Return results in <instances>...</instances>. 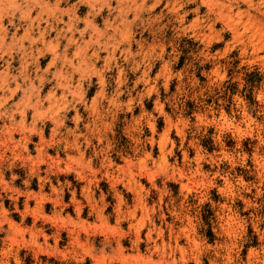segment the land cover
Segmentation results:
<instances>
[{
  "label": "clouds",
  "instance_id": "9594fccd",
  "mask_svg": "<svg viewBox=\"0 0 264 264\" xmlns=\"http://www.w3.org/2000/svg\"><path fill=\"white\" fill-rule=\"evenodd\" d=\"M65 7H61V4ZM163 3L164 9L168 14L173 15L177 21L183 25L185 18L190 14L189 11H182L186 4H195L196 0H154L149 4L148 0H75L74 3H69L68 0H0V61L8 57L4 61V66L0 68V121H7L0 128V164L6 163L11 169L16 161L22 164H27L29 167V178H36L39 181L40 187H43L45 182L51 183L49 174L58 171L61 173H74L79 180L86 179L91 176L93 179L96 174L102 169L104 175L107 176V169L111 167V161L107 155L104 156V162L100 168L93 167L91 158H86L87 149L92 144L93 134H99L102 127H107L104 121L109 116H115L116 112L121 109H126L131 112L133 109V100L129 99L124 103L119 101V97L123 95L121 86L125 84L124 68H118V75L115 80L116 88L113 95L107 94L105 73L110 68V62L115 59L113 53L116 52L122 44L129 42L132 36V26L141 19L143 14L149 16L154 13L155 9ZM85 6L86 14L81 17L78 15V9ZM200 7L206 9L201 16ZM163 11V10H162ZM106 12V16L102 19L103 27H100L96 22L97 18L101 17L102 13ZM191 12L196 13V18L184 28L185 32L192 31L195 34L201 29H207L210 35H202L198 37L204 45L205 52L202 53L207 60L220 61L228 57L231 53L236 52L240 59V63L244 65H259L264 69V0H200V4L191 9ZM34 13V15H33ZM67 17V20L64 19ZM131 17V18H129ZM110 18V19H109ZM161 14H156L155 19L159 20ZM7 21V24L4 21ZM221 23L219 30L213 32V26ZM44 27H41V25ZM83 24L80 28L78 25ZM62 25V27H59ZM23 27V34L17 35ZM12 29L9 35V30ZM55 32V36L51 33ZM86 34L88 38L85 39ZM65 41L63 47L61 42ZM27 42V47L25 43ZM223 45L222 51H216L214 54H208L207 50L212 43ZM73 49L69 54V49ZM95 48V50H91ZM91 50L90 54L89 51ZM103 51L107 56L103 60V66L97 68L94 61L99 60V53ZM163 51V49H161ZM145 54V59L147 55ZM14 54L19 56V67L13 72L12 64ZM139 53H133L130 49H125L122 53L125 62L134 59ZM50 56L46 66L41 68L39 61L41 58ZM144 60L134 64L132 71L135 72L140 68ZM30 67L33 72L30 73ZM160 76L165 79V89L168 88V80L171 75L167 66L160 72ZM179 76V73H177ZM95 77L100 90L95 91L91 100H86L87 92L91 90V80ZM212 84L219 86L220 82L224 81L226 76L222 72H214ZM88 83V88L84 87ZM143 83L145 91L138 94L137 103L143 100L145 96L157 91L155 81L149 80L148 71H144L140 78L136 80V84ZM191 85L197 83L196 80H190ZM51 85L50 89L44 93V86ZM183 87V85H181ZM180 89H177L179 92ZM59 92V95H57ZM20 93L18 99H14ZM255 100L264 105V89L257 91ZM11 102V103H10ZM237 103L240 105L243 118L237 123L229 119L223 111L220 112L219 119L209 120L205 116L196 117V129L199 131L201 125H215L218 132L223 133L225 130H234L239 134V137H251L254 128H259L256 121L244 109V100L237 98ZM83 109V114L78 110ZM31 111V119L28 121V112ZM75 112L71 116L70 122L75 125L68 127V113ZM155 111L163 116L168 124L163 134L159 139V155L154 158L150 150H145L146 145H154L157 142L149 137L146 141H141L138 137L134 138V143L138 146L134 152V158H126L124 166L118 169V172L123 174L128 183L124 186L129 192L135 194V200L132 206H129L125 198L119 193H116V218L115 227L109 228L107 233L113 234L112 229H115L117 237L113 254L107 256L103 249L100 250L98 257H103L104 260L121 261V264H187L189 259L195 260L196 264H200L199 255L207 247L202 241H199L195 229V218L191 214V209L187 204V195L197 190H207L213 187V181L219 176L209 174L202 168V162L211 164H220L226 161L229 165L235 168L237 165L242 167L247 166V157L242 154H230L221 152L218 158L209 156L203 153L200 148H196L195 156L190 159L187 152L183 148L185 140V129L189 128V122L184 119H178L175 123L171 118L164 113L163 105L157 101ZM264 112V108L261 109ZM208 113H212V109H208ZM86 114V115H85ZM19 117V119H17ZM155 117L150 113H144L140 118L135 119L132 130L142 135L141 120H143L147 128L155 134ZM50 124V137L45 139V127ZM86 131L80 130V125ZM179 125V127H178ZM240 125H244L243 130ZM175 128L176 134L180 138L181 148L183 152V168H187L185 172L182 167L176 166L175 163L170 164L168 157L174 155L173 148L175 145L169 139V130ZM14 135H19V139H14ZM38 137V142L34 144L36 155L29 154L28 145L32 137ZM171 144L172 147L165 150V146ZM259 144L264 146V138L259 140ZM189 146H193L190 141ZM239 146V145H238ZM59 148L65 152L66 160L62 161L58 156L52 157L48 154V150ZM106 152V149H101ZM74 152L75 155L67 154ZM11 153V155H6ZM252 161L259 173L260 184L264 185V155H254ZM148 162H151L152 168L148 167ZM65 163L64 168L59 165ZM47 165L45 175L41 176L40 166ZM195 165L193 168L192 165ZM171 172V174H169ZM163 176L165 180L172 181L176 176L181 177L186 183L180 184L181 199L179 204L171 198L170 191L167 188H158L154 182L155 178ZM135 177H146L151 183V188L159 193L160 203L155 207L147 206L145 198L149 194V190L143 187ZM224 181L223 187L219 191L229 200L238 197L249 204L248 200H244L242 192H249L251 187L255 185H247L243 179L237 178L233 182L229 177H221ZM17 179L13 175L12 180ZM122 179H114L113 185L121 184ZM25 185L29 184V180L24 181ZM67 183V182H66ZM129 184L132 185L129 188ZM0 187L3 190L14 193L11 199L15 200L18 195H34L32 192L19 193L14 187H10L9 183L5 182L3 174L0 173ZM53 193L57 192V188L51 189ZM62 191V189H61ZM83 195L89 199L92 207H96V202L90 199V189L84 188ZM257 195L260 192L257 191ZM165 197H170L164 208H167L168 214L172 217V223L164 224L165 213L161 204ZM105 196L101 195L99 200L101 203L105 201ZM205 197L200 196V202H204ZM105 208L107 205L104 206ZM123 209V210H122ZM104 210L103 208L101 211ZM40 213V204L32 212ZM141 215L137 217V212ZM79 213V207L77 208ZM159 213V220L162 226L158 227L153 219L154 213ZM29 209L25 202V210L21 216H27ZM9 213L4 210L0 204V224H8L10 235L8 239L12 245H16V236H20V247L28 245H36V236L42 233L32 232L31 229L20 230V226L12 223L8 219ZM59 214H57V219ZM101 222L108 225L106 217H100ZM222 223L219 228L233 241L235 238L243 236L244 222L235 219L232 215L226 218L221 217ZM125 221L128 224L129 232L120 230L121 222ZM178 226L174 227V225ZM82 221L74 226L79 227ZM254 228L256 224L252 225ZM146 229L145 240L151 245L148 248L149 255H123L125 247L136 249L141 243V232ZM170 232V240L164 242V232ZM208 230L211 231L209 224ZM25 232H32V239L24 242L22 237ZM127 244L119 239L120 237H129ZM183 237L188 243V247L181 246L178 241ZM264 240V234L261 235ZM84 247V246H81ZM217 247H221L217 245ZM230 253L235 247V243L223 245ZM43 251L44 249H40ZM55 249L48 251L49 255L55 253ZM92 248L84 247V256L91 255ZM157 258L153 259L152 255ZM177 254L178 257H177ZM219 255V253H217ZM61 256L64 253H60ZM3 259H0V264H9L8 258L11 257L15 264H20L16 252L12 251L11 246L3 253H0ZM97 257V256H93ZM224 259L229 258L226 255ZM248 264H264V247H261L259 252L251 251L248 253Z\"/></svg>",
  "mask_w": 264,
  "mask_h": 264
},
{
  "label": "rangeland",
  "instance_id": "374dc122",
  "mask_svg": "<svg viewBox=\"0 0 264 264\" xmlns=\"http://www.w3.org/2000/svg\"><path fill=\"white\" fill-rule=\"evenodd\" d=\"M68 2L74 3L75 0H68ZM153 2L154 0H148L149 4ZM199 4L200 0H196L195 4L185 5L182 11H189L190 14L185 18L183 25H181L173 15L167 13L163 3H161L150 16L148 14L142 15L141 19L131 28L132 36L129 42L122 44L113 53L115 59L110 62V68L105 73V91L109 95L114 94L118 68H124L123 78L126 82L121 86L120 90L123 95L119 97V101L124 103L132 99L133 109L131 112L121 109L116 112L114 117L109 116L104 121L107 127H102L99 134H93L91 137L92 144L87 149L86 158L92 159L94 168H100L101 163L104 162V156L107 155L111 161V167L107 169V176L104 175V170L102 169L96 174L94 181L89 183L93 179L91 176H87L84 180H79L74 173L66 174L54 171V173L49 174L51 183L45 182L43 187H40L36 178H29V167L27 164L16 161L11 169L8 168L6 163L0 164V173L3 174L5 182L9 183L10 187L16 188L19 193L32 192L34 194L32 196L21 194L13 200L11 197L15 194L0 187V204L9 213L8 219L12 223L19 225L21 231L23 229H31L32 232L42 233V235L36 236V245H39V248L35 245L20 247L19 240H21V237L16 236L18 244L12 245L8 239L11 234L8 224H0V253H3L11 246L12 251L16 252L17 258L20 260V264H121V261L104 260L103 257L98 256L101 249L107 256L113 254L117 237L114 235V228L112 229L113 234L107 233V230L115 227L117 215L115 211L117 203L116 193L119 192L129 206H132L135 200V194L129 192L124 186L125 183H128L127 179L118 172V169L124 166L126 158H134V152L138 147L134 143V138L138 137L141 141H146L149 137L154 139L157 143L146 145L145 150L152 151L154 158L159 155V139L164 130L168 128V124L164 117L155 111L157 101L163 105L164 113L171 118L173 123L178 119H184L189 122V128L185 129L186 135L183 148L190 159L195 156L196 148H200L203 153H207L214 158H218V154L221 152L242 154L247 157V166L245 167L237 165L233 168L226 161L218 165L202 162L203 170L209 172L210 176L216 173H219V176L213 181V187L206 191L197 190L187 195V204L191 209L192 216L195 218L197 238L207 245L199 255L200 264H248V253L251 251L259 252L260 248L264 247V240L261 239V235L264 234V185L260 184L259 173L252 161L254 155H264V146L259 144V140L264 138V112H261L264 105L259 104L255 100L257 91L264 89V69H261L259 65L249 66L241 64V58L238 57L236 52L231 53L220 61L205 59L202 54L205 52L204 45L198 37L210 35L211 33L207 29H201L195 34L192 31L185 32L183 30L196 18V13L191 12V9L196 8ZM65 6V4H61V7ZM199 11L202 16L206 9L200 7ZM86 12L85 6H81L78 9V15L81 17ZM156 14H161L159 20L155 19ZM105 16L106 12L102 13L100 18H97L96 22L100 27H103L101 21ZM64 19L67 20V17H64ZM261 20L264 22V18H261ZM4 23L7 24V21L5 20ZM221 26V23L215 24L213 32L219 30ZM41 27H44V25L42 24ZM59 27H62V25ZM78 27L83 28L84 25L80 24ZM11 31L12 29L9 30V35ZM22 34L23 27H21L17 35ZM51 36H55V32L51 33ZM87 38L88 34L85 36V39ZM64 43V41L61 42V47H63ZM25 46L27 47V42ZM126 48L133 53H139V55L125 62L122 53ZM72 50L71 48L69 49V54H71ZM91 50H94V48ZM150 50L151 53L145 59V54L149 53ZM222 50L223 45L214 42L209 46L207 52L208 54H214L216 51ZM106 56V52L101 51L99 53V60L94 61L97 68L103 66V60ZM50 58V56L41 58L39 66L41 68L46 66ZM7 59L8 57H5L3 61H0V68L4 66V61ZM141 60L145 62L141 63L140 68L133 72L134 64ZM18 61L19 56L14 54L11 69L13 72L19 67ZM165 66H167L171 75V79L168 80L167 90L164 86V77L159 75ZM146 70L149 73V80L155 81L157 91L145 96L140 103H137L138 94H142L145 91V85L143 83L136 84V80ZM217 71L224 73L226 76L219 86L211 83L214 78L213 73ZM29 72H33L32 67H30ZM177 73H179V76H177ZM190 80H196L197 83L191 85L189 83ZM88 86L86 82L84 87L87 89ZM50 87L51 85H45L42 95ZM177 89H180L179 92ZM99 90L100 86L96 78L93 77L91 90L87 92L86 100L90 101L94 92ZM57 95H59V92H57ZM19 96L20 93H17L14 98L18 99ZM237 98L244 100L245 111L259 125V128H254L251 137H239V134L234 130H225L220 133L215 125H201L199 131H197L195 127L197 116H205L207 114L206 118L209 120L219 119L221 111L229 119L238 123L243 118V114L240 105L237 103ZM209 108L212 109L210 114L208 113ZM78 110L83 114L82 108ZM144 113H150L156 118L155 134L147 128L143 120H141L142 135L132 130L134 120L140 118ZM75 114V112L71 111L68 113V127L75 126L70 122L71 116ZM27 115L30 122L31 111ZM4 123H7V121H0V128L3 127ZM79 127L81 131H86L83 128V124ZM240 127L243 130L244 125H240ZM50 128V124L45 127V139L50 137ZM14 139H19V135H14ZM169 139L173 142L175 148H173L174 155L168 157V162L170 164L175 163L176 166L183 168V152L180 151L181 141L176 134L175 128L169 130ZM190 141L193 143L191 147L189 146ZM37 142L38 137L34 136L28 145L29 154L33 156L36 155L34 144ZM170 147H172L171 144L166 145L165 150L167 151ZM101 149H106V152H102ZM48 154L54 158L58 156L62 161L66 160L65 152L59 148L49 149ZM67 154L75 155L74 152ZM6 155L10 156L11 153H6ZM65 166V163L59 165L60 168ZM148 167L152 168L151 162H148ZM192 167L194 168L195 165L193 164ZM46 168V164L40 166L41 176L45 175ZM183 170L185 172L188 171L187 168H183ZM13 175L17 176V179L12 180ZM225 176L229 177L233 182L235 179L240 178L247 185L256 186L251 187L249 192L241 193L244 200L249 201V204H245L238 197L229 200L220 193L219 189L224 184L221 177ZM117 178L122 179L124 182L113 185V180ZM135 179L149 190V194L145 198L147 206L155 207L157 203H160L159 193L151 188V183L146 177H135ZM25 180H29L28 185H25ZM154 182L158 188L169 189L170 196L175 200L176 204H179L181 199H183L181 196L183 190L180 189V184L187 181L181 177L176 176L172 181H167L163 176H158ZM53 187L57 188V192L53 193L51 191ZM85 187L90 189V199L96 202L95 208L92 207L89 199H86L83 195ZM128 187L131 188L132 185L129 184ZM257 191L260 192V195H257ZM101 195L106 198L103 203L99 200ZM201 195L205 197L203 203L200 202ZM169 198L165 197L161 204L165 213V225L172 223V217L168 214L167 208H164ZM25 202H27L29 214L21 216V213L25 210ZM37 203L40 204V213L32 212V210L36 209ZM105 205H107L106 208L104 207ZM78 207L79 213L77 212ZM102 208L104 210L101 211ZM57 214H59L58 219ZM140 215L141 212L138 211L137 217ZM228 215H232L238 221L242 220L244 222L243 236L235 238L234 241L223 234L219 228V224L223 222L221 217L226 218ZM101 216L107 218L108 225L101 222ZM158 216V212L154 213L153 219L156 225L160 227L162 224ZM80 221L82 223L79 227L74 226ZM254 223L256 224L255 228L252 226ZM209 224L211 225V231L208 230ZM176 226H178V222L177 225H174V227ZM120 230L129 232L127 222H121ZM32 232L24 233L22 237L24 242L32 239ZM145 235L146 229L141 232V243L137 245V248L131 249L126 246L123 255H149L148 248L151 245L144 239ZM170 238V232L165 230L164 242L167 243ZM119 239L127 244L132 237L130 235ZM233 242L236 247L228 253L223 245ZM178 243L183 247H188V243L183 237L179 239ZM217 245L221 247L218 248ZM81 246H90L92 248L91 255L80 259L84 253V247ZM53 248L56 251L50 256L48 251ZM40 249L44 250L41 251ZM60 253H64V255L61 256ZM226 255L229 258L227 261L224 259ZM152 258L156 259L157 257L153 254ZM0 259H3V257L0 256ZM8 261L9 264H15L11 257L8 258ZM187 264H196V261L189 259Z\"/></svg>",
  "mask_w": 264,
  "mask_h": 264
},
{
  "label": "bare ground",
  "instance_id": "6f19581e",
  "mask_svg": "<svg viewBox=\"0 0 264 264\" xmlns=\"http://www.w3.org/2000/svg\"><path fill=\"white\" fill-rule=\"evenodd\" d=\"M65 42V41H64ZM94 50H95V48H94ZM19 62V61H18ZM41 63V62H40ZM17 65V64H16ZM15 99V98H14Z\"/></svg>",
  "mask_w": 264,
  "mask_h": 264
},
{
  "label": "trees",
  "instance_id": "16d2710c",
  "mask_svg": "<svg viewBox=\"0 0 264 264\" xmlns=\"http://www.w3.org/2000/svg\"><path fill=\"white\" fill-rule=\"evenodd\" d=\"M88 264V263H87Z\"/></svg>",
  "mask_w": 264,
  "mask_h": 264
}]
</instances>
